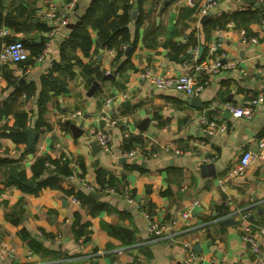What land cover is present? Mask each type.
Instances as JSON below:
<instances>
[{
	"label": "crops",
	"instance_id": "obj_1",
	"mask_svg": "<svg viewBox=\"0 0 264 264\" xmlns=\"http://www.w3.org/2000/svg\"><path fill=\"white\" fill-rule=\"evenodd\" d=\"M162 1L142 0L138 6L134 0L132 10L137 12L134 19L130 14L129 42L118 49L100 47L91 30L87 57L78 50H62L66 39L62 34L69 36L73 27L61 29L46 46L47 28L36 18L41 0L27 2L33 8V22L44 30L1 28L15 39L40 41L43 36L45 54L24 68L6 66L14 84L5 78L0 84V107L7 111L0 128L11 127L19 112L32 126L43 89L48 98L45 125L36 135L33 153H23L30 151L27 139L16 145L0 138V159L19 163L25 182L33 184L25 185L28 190L6 185L0 174V264H185L184 243L195 254L188 264H264L242 242L235 217L237 211H248L254 228L264 224V153L255 156L243 173L228 177L244 151L257 152V140L264 135V14L257 0H216L211 16L202 23L206 15L187 7L185 0H172L159 14ZM90 2L78 0L69 24L75 25ZM233 13H239L237 19H228L222 28L205 25ZM252 37L258 44L250 41ZM216 41L222 43L223 61L234 62V67L199 77L203 89L192 97L194 103L182 93L157 89L140 78L146 70L169 76L193 73L188 50L198 48L199 62L207 56L209 43ZM64 62L71 64L73 75L53 72V78L64 84V90L55 94L41 85V78L54 63ZM20 77L26 83L15 87ZM94 81L98 88L89 96ZM32 83L35 93L28 96L23 87ZM258 96L263 101L255 105ZM214 101L249 108L252 116L232 117L219 104L210 108ZM76 112L81 114L74 118ZM202 113L226 130L207 133L199 122ZM105 118L117 120V125L110 126ZM91 130L111 135L108 152L96 144ZM125 130L137 141L131 149L124 146ZM130 150L135 154L129 156ZM37 156L66 162L71 174L37 188L30 171ZM201 164H212L215 175L201 171ZM99 170L102 183L97 180ZM53 175V164L46 162L42 179ZM139 206L161 224L182 209H188L189 216L178 221L174 240L169 241L148 233V219ZM225 218L238 224L222 225ZM81 226L83 234L77 236ZM260 242L264 249V235Z\"/></svg>",
	"mask_w": 264,
	"mask_h": 264
},
{
	"label": "trees",
	"instance_id": "obj_2",
	"mask_svg": "<svg viewBox=\"0 0 264 264\" xmlns=\"http://www.w3.org/2000/svg\"><path fill=\"white\" fill-rule=\"evenodd\" d=\"M17 1L19 4L12 7L14 2L17 3ZM133 2L134 0H91L85 12L70 30L69 37L63 41L62 50H78L83 56H89L92 50V40L90 36L91 30L96 32L97 43L102 48L118 49L122 44L129 42L130 35L128 24L131 22L130 12L133 8ZM141 2L142 0H138V6ZM28 5L29 2H27V0H0V29L4 26L12 29L14 32L29 30L33 27L44 30V27L41 24L33 22V8H29ZM5 10L8 11L4 12ZM238 16L239 13H233L231 15L224 14L221 20H210L205 25L208 26V28H222L228 19H237ZM136 24L139 25L140 20H136ZM39 38L40 41H36L35 38L30 37H24L21 39L24 46L29 51L28 60L18 64L21 68H24L26 64L34 62V60L41 54L45 38L43 36H40ZM13 40H15L14 37L0 38V47L3 42H11ZM127 62L128 60H126V64ZM6 66H8V64L0 63V74L2 79L5 78L8 84L13 85L14 79L12 78V80L10 75H7ZM81 66L84 70H87L85 65ZM119 69L123 70L124 66H121ZM61 71L66 73L69 77H72L73 75L71 64L65 62L54 63L50 73L41 78V85L44 88L49 86L55 94L62 92L64 90V84H60L52 76L53 72ZM23 88L28 96L34 94L36 89L33 83L24 86ZM47 98V93L43 89L38 98V116L32 126L27 125L28 117L24 112L16 113L14 115V123L11 127L0 128V138H9L14 144L22 145L26 143L27 137L25 131L29 127L34 130L36 135H38L40 133V128L45 125L43 114ZM6 114L7 111L5 107H0V121L3 116H6ZM6 129H8V131H6ZM136 142L135 138L129 137L125 140L124 146L126 149H131ZM23 153H33V148H31L29 152L24 151ZM46 162L53 164L54 175L47 179H42V176L46 171ZM0 169L2 181L6 185H16L20 189L28 190L24 185L25 175L19 163H16L12 159H0ZM30 171L32 173V178L38 181L37 188L52 185V182H55L58 178L63 176L66 177L71 174L66 162H61L59 160L50 161L47 157L40 156L35 157L34 162L30 166ZM101 173V170L97 171V180L100 183H102V181H100ZM83 230L84 226H81L80 230L76 232V235L81 236Z\"/></svg>",
	"mask_w": 264,
	"mask_h": 264
},
{
	"label": "built area",
	"instance_id": "obj_3",
	"mask_svg": "<svg viewBox=\"0 0 264 264\" xmlns=\"http://www.w3.org/2000/svg\"><path fill=\"white\" fill-rule=\"evenodd\" d=\"M62 1L64 4L61 5ZM41 0L36 7V18L43 25L46 26L47 30L45 36L47 38L46 46L48 41L53 39L55 35L60 33L61 29H64L69 24V14L74 12V9L78 3V0ZM260 4L261 12L264 14V0H257ZM187 7L198 12L200 16H205L211 11L217 4L216 0H185ZM9 35L7 29L0 30V38L3 39ZM64 38H68L67 34H62ZM252 43L258 44L255 37L250 38ZM261 48L264 52V41L261 42ZM222 43L220 41L209 43L207 46V56L204 60L197 62L198 58V48L193 47L188 50V55L190 60L194 61L192 64L193 73H186L180 76H169L153 73L146 70L140 74V78L145 82L149 83L153 87L160 90H172L175 92L182 93L187 97H197L202 89L203 83L201 76L204 73H215L220 69H230L234 67V62H224V54L221 52ZM45 51L36 58L38 61L42 60ZM29 58V51L24 46L21 38L18 40H13L11 42H3L0 47V63L1 64H13L17 65L27 61ZM21 72V71H20ZM2 76L0 74V84L2 83ZM206 84V83H205ZM263 101L262 96H258L253 104H257ZM219 104L220 107L228 111L232 117H245L250 119L252 116V111L246 107H237L229 102L218 103L216 101L212 102L210 108H214L215 105ZM81 113L76 112L72 116L74 118L80 116ZM110 126H116L117 120L107 119ZM199 122L204 127L207 133H219L226 130V126L223 124L218 125L214 120L208 119L205 114L199 116ZM90 136L93 137L96 144L100 147L103 152H108L109 141L111 135L103 130H91ZM130 137V131L125 130L123 132V138L128 139ZM257 152L251 150H246L242 153L239 163L237 166L228 173V177H233L234 175L241 174L246 169V167L251 163V161L257 155H262L264 153V135L257 140ZM135 150H130L127 152L129 156L135 154ZM0 195H2L0 193ZM128 197V196H127ZM129 199V197H128ZM74 203H78L76 199L72 200ZM196 204V203H195ZM144 216L148 219L147 230L148 233L154 237H165L169 241L174 240V228L177 226L180 219H187L189 216L188 209H182L174 213L167 224H161L150 218L145 210L141 206L138 207ZM236 214V215H235ZM235 217H238L240 224L241 240L245 243L252 252L256 253L260 259L264 262V249L261 247L260 236L264 235V224L259 226V228H254L250 222V213L248 211H237ZM185 250V256L183 262L185 264L194 261L195 254L188 244H183ZM143 264H149L147 262ZM228 264V263H221Z\"/></svg>",
	"mask_w": 264,
	"mask_h": 264
},
{
	"label": "water",
	"instance_id": "obj_4",
	"mask_svg": "<svg viewBox=\"0 0 264 264\" xmlns=\"http://www.w3.org/2000/svg\"><path fill=\"white\" fill-rule=\"evenodd\" d=\"M172 0H163L162 3H161V6L159 8V14L162 13V11L164 10V8L171 2ZM251 2L254 1V0H250ZM76 8V7H75ZM137 10L136 9H133L131 10L130 14H131V18L134 19L135 17V14H136ZM211 16V13L209 12L205 17H203L201 19V22L204 23L208 20V18ZM158 20V19H157ZM68 27L72 28L73 27V24H69ZM18 40V38L16 39ZM130 49V47H128L126 50L128 51ZM203 49L204 47H200V52H199V55L202 54L203 52ZM110 75H106V77H109ZM112 77V76H111ZM26 81L24 79V77H20L16 84L14 85L15 87H18L20 85H23L25 84ZM98 88V83L96 81H94L91 85V88H90V91L88 92V95L91 96L92 93H94V91ZM187 102H192L194 103L196 100L195 98H188L186 100ZM72 130L73 131H76L75 127H72ZM26 135H27V143H26V149L27 150H31V148L33 147V144H34V141L36 139V133L32 130V129H27L25 131ZM199 169L201 171H207L209 172V170L211 171V173L208 175V176H214L215 175V172L213 170V165L212 164H201L199 166ZM24 185L26 186H33L32 182H25ZM262 210H264V204H263V207H262ZM222 225H237L238 222L234 221L232 218H225L222 222H221Z\"/></svg>",
	"mask_w": 264,
	"mask_h": 264
}]
</instances>
